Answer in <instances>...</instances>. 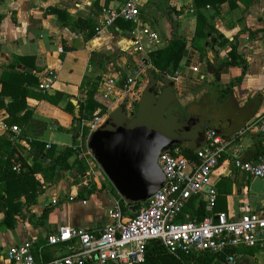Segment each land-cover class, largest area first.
Masks as SVG:
<instances>
[{"label":"crops","instance_id":"0c3cea01","mask_svg":"<svg viewBox=\"0 0 264 264\" xmlns=\"http://www.w3.org/2000/svg\"><path fill=\"white\" fill-rule=\"evenodd\" d=\"M124 1L0 0L1 144L8 150L16 148V156L22 155L30 166L35 164L37 177L47 184L37 202L30 207L24 205L26 198L21 196L23 211L16 215L14 226H9L5 220L7 209L0 211V264H11L6 256L11 245L30 239L35 240L34 253H41L45 260L61 256L67 253L63 244H48V236L57 232L60 226L94 230L111 221L110 209L119 191L106 173L105 178L95 180L91 177L82 185L86 172L81 171L74 156L70 160L72 167L60 173V180L50 182L43 168L51 165L52 159L46 153L33 149L31 143L44 142L46 151L53 147L60 150L77 141L83 148L82 133L79 136L73 129L74 121L94 83L98 84V100L109 106L107 116L121 103L127 102L129 106L135 99L124 94L122 87L140 61L132 41L136 27L124 21L118 24L117 20L114 26L101 30L104 21L102 8L117 9ZM235 4L232 7L229 2L223 3L218 16L210 18L215 29L205 41L204 51L190 47L180 72L174 78L175 93L182 105L200 98L207 91V82L215 79V75L206 70L204 62L217 66L225 62L228 66L222 72V82L233 83L234 96L241 105L262 96L257 116L264 110V0H236ZM140 10L141 28L149 27L158 34L160 43L157 46L175 35L192 41L197 25L192 0H140ZM210 11L215 12L214 9ZM247 36L251 41L246 39ZM222 38L227 39L224 45L218 43ZM20 56H31L34 60H27L26 65L17 61ZM12 64L24 72L36 73L40 78L47 69L58 71L52 91L43 92L37 85L28 87L27 105L31 116L24 125L21 121H8L10 114L5 106L12 101L15 88L6 86L7 93L3 95L1 78L12 70ZM194 67L199 70H193ZM148 69L139 82L136 100L148 84ZM156 78L161 91L163 79ZM108 79L115 80L117 86L111 97L106 99L103 97V82ZM45 93L51 96L59 93L62 100L54 103L46 97L41 98ZM23 113H18L16 118H21ZM14 126L21 130H14ZM261 138L264 139V134L241 135L234 142V148L240 151L243 159L254 161L259 157H255V152ZM87 141L88 138L85 144ZM262 145L264 147V140ZM94 184L97 189L90 193V185ZM210 187L216 191L212 211L207 206ZM49 188H53L50 196L41 202L40 195ZM246 210L264 213V178L253 177L235 168L230 157L225 156L214 169L210 186L187 201L179 219L201 220L221 212L237 219ZM238 252L253 264H264V248H241Z\"/></svg>","mask_w":264,"mask_h":264},{"label":"built area","instance_id":"2783aa9c","mask_svg":"<svg viewBox=\"0 0 264 264\" xmlns=\"http://www.w3.org/2000/svg\"><path fill=\"white\" fill-rule=\"evenodd\" d=\"M102 12L104 21L101 30L114 26L119 18L136 27L132 41L140 61L122 87L124 94L135 97L139 82L148 68L144 60L149 58L152 47L160 43V38L151 28H141L140 0H126L119 8L104 7ZM246 39L251 41L250 36ZM193 70L198 71L199 68L194 67ZM57 79L58 71L47 69L41 78L40 90L52 91ZM103 83V97L109 99L116 89V81L108 79ZM107 117V114L96 115L91 120L83 121V124L89 127L91 134ZM13 129L21 130L18 126ZM249 133L264 134V110L250 120L238 136ZM204 137L206 144L193 157L185 156L179 148L160 156L159 164L166 181L139 206L131 204L118 192L110 209L111 221L108 224L94 230L62 225L57 232L48 236V244H63L67 248L66 254L45 260L41 253H34L35 240L30 239L11 245L6 252L7 259L11 264H142L146 260L149 243L157 241L179 259L180 264H188L184 254L188 255L191 264H204L196 262L194 253L205 251L216 255L224 253L226 258L223 264H237L243 259L239 249L264 248L263 212L246 210L237 219L225 212L201 220L179 219L187 201L210 186L211 175L225 156L230 157L235 168L253 177L264 178V154L254 161L243 159L240 151L234 148L236 139L226 138L214 128H206ZM81 149L78 157L87 166L91 177L95 180L101 176L105 178L106 174L88 146V141L86 147ZM13 170L20 172L22 167L15 164ZM208 194L207 206L212 211L216 201L215 189L210 187ZM228 250H232L231 253Z\"/></svg>","mask_w":264,"mask_h":264},{"label":"trees","instance_id":"16d2710c","mask_svg":"<svg viewBox=\"0 0 264 264\" xmlns=\"http://www.w3.org/2000/svg\"><path fill=\"white\" fill-rule=\"evenodd\" d=\"M225 2H229L232 7L236 5V0H192L193 12L197 19L196 31L192 41L188 42L186 38L175 35L167 40L166 43L157 46L155 49H151L149 58L144 60L145 65L149 68L148 71H152L161 79L165 77L175 78L180 72L182 61L187 56L190 47H197L201 51L205 50L204 43L208 40L210 34H213L215 29L210 18L218 16L220 7ZM211 9H214L215 12L211 13ZM117 20L118 24L124 21L133 25V23L123 18ZM226 42L227 39L222 38L218 43L224 45ZM31 59L34 60V57L20 56L17 61L28 65L27 60ZM31 66L36 68L34 64ZM11 67L12 70L6 72L1 78L4 84L3 95L7 93L6 86L15 88V91L12 93V101L7 105L5 104L10 114V120L8 121H21V124L24 125L31 116L27 105V98L29 96L28 87L39 86L42 77H38L36 73L19 70L16 68V64H12ZM97 93L98 84L94 83L90 87L85 104L80 108L79 115L75 116L73 129L78 131L79 136L82 133L83 142L86 141L90 134L89 127L84 125L83 121L91 120L96 115H104L109 109V106L98 100ZM42 97H46L54 103H59L62 100L59 93H56L54 96L45 93L42 94ZM261 105L259 97L251 98L244 105H241L234 96L232 82H221L218 84L210 83V81L207 82V91L200 98L189 101L185 105L181 104L180 108L185 120L195 118L200 122L202 137L198 143L181 145L177 148L185 156L193 157L195 152L206 144L204 137L206 128H214L226 138L236 139L237 141L239 139V132L255 117ZM100 107L103 109L100 110ZM65 108L71 110L70 107ZM137 109L138 102H135L131 112L135 113ZM23 111L24 113L21 118H16V115ZM263 140V138L259 140L260 145L257 147L255 157L264 154ZM31 146L33 149L39 150L41 154L46 153V156L52 159V164L46 165L43 168L50 182L60 180V173L72 167L73 164L70 160L74 156H76L75 163L79 164L81 171L84 172V163L78 157L81 149L78 141L76 144L60 150L57 147H53L46 151V144L41 141L32 142ZM174 150L172 149L171 151ZM17 152L16 148L5 149L0 139V211L7 209L5 220L9 226H14L16 215L23 211V205L19 200L21 196L26 198L24 205L30 207L37 202L39 194L45 190V185H47L37 177L36 173L38 169L35 164L30 166L22 155L16 156ZM15 164L21 165L22 170L20 172L13 170ZM112 188L116 191L113 185ZM96 189L94 184L93 186L90 185L88 191L93 193ZM3 196L6 197L3 198ZM130 202L136 206L140 205L138 202ZM231 251L228 250V253H231ZM194 256L196 262L204 264H220L226 258V254L224 253L216 255L208 251L194 253ZM184 259L188 260V264L192 263L186 254H184ZM180 263V260L170 254L161 243L152 241L147 247L146 260L142 264Z\"/></svg>","mask_w":264,"mask_h":264},{"label":"water","instance_id":"95a60500","mask_svg":"<svg viewBox=\"0 0 264 264\" xmlns=\"http://www.w3.org/2000/svg\"><path fill=\"white\" fill-rule=\"evenodd\" d=\"M204 64L215 75L210 83H221L227 63ZM163 82L158 92L156 75L150 71L136 114L131 117L127 102H123L88 139V146L104 172L119 193L132 202L150 199L166 181L159 164L163 153L198 143L202 137L200 122L182 116L174 78L165 77ZM259 102L262 103V96ZM52 189L41 194L39 200L49 197ZM237 264L253 263L243 258Z\"/></svg>","mask_w":264,"mask_h":264},{"label":"rangeland","instance_id":"374dc122","mask_svg":"<svg viewBox=\"0 0 264 264\" xmlns=\"http://www.w3.org/2000/svg\"><path fill=\"white\" fill-rule=\"evenodd\" d=\"M162 90V89H161ZM158 92H160L159 90H158ZM135 99H132V101H131V103H129V106H128V108H129V110H130V112H131V110H132V108H133V104H135V102L137 103V102H139V100H140V98H141V96L139 97V98H137L138 100H136V96L134 97ZM122 104V103H121ZM120 104V105H121ZM128 104V103H127ZM132 115V114H131ZM89 139V138H88ZM87 140V139H86ZM85 143H86V141L84 142V147L86 146L85 145ZM84 170H85V172H86V177H84L83 179H82V185H85V183H87V182H89L90 180H91V175L89 174V170H88V168H87V166L84 164ZM100 179H102V176L99 178V180ZM221 262V261H220ZM223 262H224V260L220 263V264H223Z\"/></svg>","mask_w":264,"mask_h":264},{"label":"flooded vegetation","instance_id":"af4514ba","mask_svg":"<svg viewBox=\"0 0 264 264\" xmlns=\"http://www.w3.org/2000/svg\"><path fill=\"white\" fill-rule=\"evenodd\" d=\"M171 110H172V108H171ZM137 112V111H136ZM136 112L135 113H132V112H130L132 115H131V117L134 115V114H136ZM151 145V144H150Z\"/></svg>","mask_w":264,"mask_h":264}]
</instances>
